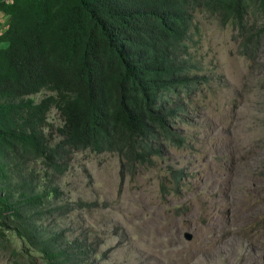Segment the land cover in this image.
<instances>
[{"label":"trees","instance_id":"trees-1","mask_svg":"<svg viewBox=\"0 0 264 264\" xmlns=\"http://www.w3.org/2000/svg\"><path fill=\"white\" fill-rule=\"evenodd\" d=\"M0 9L9 16L0 32V249L29 264H39L34 252L43 264H85L90 248L44 226L63 210L50 207L72 155L116 153L122 169L159 155L158 144L176 140L181 95L197 85L184 58L196 12L250 39L264 0H13Z\"/></svg>","mask_w":264,"mask_h":264},{"label":"rangeland","instance_id":"rangeland-1","mask_svg":"<svg viewBox=\"0 0 264 264\" xmlns=\"http://www.w3.org/2000/svg\"><path fill=\"white\" fill-rule=\"evenodd\" d=\"M263 22L252 16L246 39L196 12L184 58L197 85L181 95L176 140L151 161L122 169L116 153L72 155L50 207L63 210L44 226L90 248L85 264H264ZM50 121L61 122L57 110ZM0 264L29 261L8 247Z\"/></svg>","mask_w":264,"mask_h":264},{"label":"built area","instance_id":"built-area-1","mask_svg":"<svg viewBox=\"0 0 264 264\" xmlns=\"http://www.w3.org/2000/svg\"><path fill=\"white\" fill-rule=\"evenodd\" d=\"M13 0H0V5L1 4H9ZM9 21V16L6 14L3 10L0 9V32H3L8 24Z\"/></svg>","mask_w":264,"mask_h":264},{"label":"water","instance_id":"water-1","mask_svg":"<svg viewBox=\"0 0 264 264\" xmlns=\"http://www.w3.org/2000/svg\"><path fill=\"white\" fill-rule=\"evenodd\" d=\"M190 237V236H189Z\"/></svg>","mask_w":264,"mask_h":264}]
</instances>
